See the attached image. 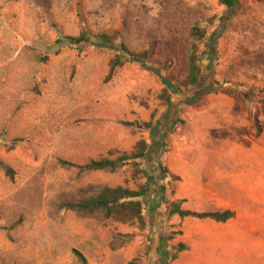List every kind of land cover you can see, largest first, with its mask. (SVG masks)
Returning a JSON list of instances; mask_svg holds the SVG:
<instances>
[{
    "label": "rangeland",
    "instance_id": "obj_1",
    "mask_svg": "<svg viewBox=\"0 0 264 264\" xmlns=\"http://www.w3.org/2000/svg\"><path fill=\"white\" fill-rule=\"evenodd\" d=\"M224 14L221 0H0V264H79L74 250L88 264H158L159 240L178 232L179 221L164 207L151 221L143 213L144 229L106 221L101 211L85 215L63 209V203L96 197L102 179L63 168L60 161L85 164L80 144L91 146L94 138L105 140V157L109 149L118 152L114 159L123 153L117 149L122 142L132 146L145 140L158 150L161 134H167L165 153L157 160L148 157L145 169L152 180L159 166L178 177L184 159H202L199 138L205 132L198 114L213 105L233 108L231 119L238 116L259 135L264 2L240 0L222 31ZM194 29L203 40L191 36ZM82 32L116 35L114 47L89 46L81 53L67 47L55 54L60 35L77 38ZM119 44L137 54L154 47L146 62L151 71L126 61L108 79ZM192 54L214 93L187 107L181 92H172L169 111L160 99L163 79L178 85ZM174 113L178 123L172 127ZM148 122L160 123L161 133L151 137L123 125ZM216 135L215 144L222 145L226 133ZM210 155L215 159L219 152ZM126 168L125 177L132 172ZM139 181L145 178L126 183L137 187ZM167 182L172 189L178 181ZM176 239L166 244L171 254Z\"/></svg>",
    "mask_w": 264,
    "mask_h": 264
},
{
    "label": "crops",
    "instance_id": "obj_2",
    "mask_svg": "<svg viewBox=\"0 0 264 264\" xmlns=\"http://www.w3.org/2000/svg\"><path fill=\"white\" fill-rule=\"evenodd\" d=\"M214 106L198 114L199 127L205 132L204 138H199L202 159L183 160L179 181L172 186L171 202H179L181 209L199 214L232 212L235 216L225 223L174 217L182 232L175 241L184 244L187 251L171 264H264V118L262 132L256 135L245 128L238 116L231 119L233 108ZM217 132L227 135L222 145L215 144ZM134 146L122 142L117 149L130 153ZM80 147L86 154V163L78 167L105 158L104 139L94 138L91 146ZM214 152H219L215 159L210 155ZM126 167L115 173L92 174L102 179L101 187L137 191L142 184L139 181L137 187L127 185V180L133 178L132 172L123 176Z\"/></svg>",
    "mask_w": 264,
    "mask_h": 264
},
{
    "label": "trees",
    "instance_id": "obj_3",
    "mask_svg": "<svg viewBox=\"0 0 264 264\" xmlns=\"http://www.w3.org/2000/svg\"><path fill=\"white\" fill-rule=\"evenodd\" d=\"M257 3H263L264 0H254ZM240 0H221V5L225 8V14L220 22V30L224 31L227 23L234 17L238 10ZM191 36L197 40H203L204 34L198 29L192 31ZM115 37L108 35H91L90 33L82 32L77 38L60 35L58 40L53 45L56 49L55 54H59L60 51L67 47H74L79 53H81L87 47H95L100 50H104L108 47H114ZM118 52L120 55L115 56L110 60V72L108 79L112 76L117 68L124 66L126 61L132 63H138L141 67L147 71H151L146 66V62L149 61L154 55V47H151L147 51L142 53H133L129 51L125 45L119 44ZM125 58V61L122 60ZM159 75V72H157ZM164 89L160 96L162 102L167 105L169 111L172 108V89L181 92L184 97L183 105L191 107L200 101L204 96L214 93V86L212 84H206L204 79L201 77V69L198 65V58L195 54L189 57L188 69L186 77L179 82L178 85L171 84L163 79ZM177 113L171 116L172 127L178 123L176 120ZM152 118V116H151ZM126 127L136 128L139 131L145 130L151 133V137L157 136V133H161L160 123L154 126L152 122L138 124V123H125ZM154 129L158 132H151ZM170 133V132H169ZM168 133V134H169ZM166 135L161 134V142L157 149L150 148L145 140L138 141L133 150L130 153H120L116 158L112 156L118 152L110 151L107 157L100 160H91L87 165L78 167L69 162L60 161V165L63 168H76L79 172L90 173L97 171H106L109 173H115L119 169L130 166L132 168V178L134 180L140 177L145 178V182L140 185L137 191H131L127 188L117 187L114 189L108 187H101L96 197L85 198L76 204L63 203L61 207L73 212H78L85 215H90L95 211H101L106 221L113 220L117 223H137L141 229L145 228L146 218L143 215L146 212L148 219L153 220V215L162 207L166 209L167 216L169 218L178 217L179 219L194 218L198 220L209 219L217 223H225L226 221L234 218L235 214L232 212H215L207 214H199L191 211L181 209V203L171 202L173 197V189H169L170 182H167L171 178V181H179L178 177L172 176L168 169L159 166L160 172L152 180L149 177V173L145 169L146 161L148 157H153L157 160L159 156L165 153V139ZM157 154V156H155ZM7 176L11 177L12 170L8 167L5 169ZM166 183V184H164ZM168 187V188H167ZM169 189V194H168ZM149 205V208H147ZM182 232L179 230L172 234L168 239L159 240V248L157 250L158 264H171L177 260L179 254L187 251V247L178 243L172 249L175 253L171 254L166 244L169 241L174 240V237L181 236ZM121 238L130 240L133 236H120ZM114 249V246H112ZM79 264H88L86 257L78 251L72 252ZM132 264V263H130Z\"/></svg>",
    "mask_w": 264,
    "mask_h": 264
},
{
    "label": "water",
    "instance_id": "obj_4",
    "mask_svg": "<svg viewBox=\"0 0 264 264\" xmlns=\"http://www.w3.org/2000/svg\"><path fill=\"white\" fill-rule=\"evenodd\" d=\"M172 92H175V90H174V89H172Z\"/></svg>",
    "mask_w": 264,
    "mask_h": 264
}]
</instances>
